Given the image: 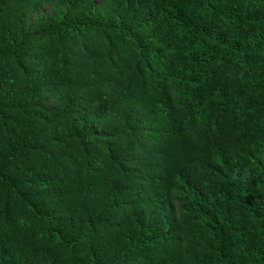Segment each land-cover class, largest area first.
I'll return each instance as SVG.
<instances>
[{
	"label": "trees",
	"instance_id": "obj_1",
	"mask_svg": "<svg viewBox=\"0 0 264 264\" xmlns=\"http://www.w3.org/2000/svg\"><path fill=\"white\" fill-rule=\"evenodd\" d=\"M0 264H264V0H0Z\"/></svg>",
	"mask_w": 264,
	"mask_h": 264
},
{
	"label": "rangeland",
	"instance_id": "obj_2",
	"mask_svg": "<svg viewBox=\"0 0 264 264\" xmlns=\"http://www.w3.org/2000/svg\"><path fill=\"white\" fill-rule=\"evenodd\" d=\"M45 12H48L49 10L48 9H44Z\"/></svg>",
	"mask_w": 264,
	"mask_h": 264
}]
</instances>
